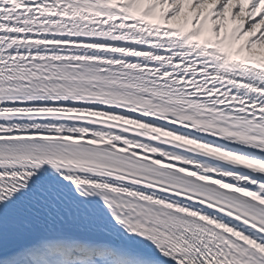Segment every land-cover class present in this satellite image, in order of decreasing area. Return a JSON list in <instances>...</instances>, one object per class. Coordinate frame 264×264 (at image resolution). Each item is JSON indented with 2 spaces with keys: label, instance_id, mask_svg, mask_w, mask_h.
<instances>
[{
  "label": "snow or ice",
  "instance_id": "obj_1",
  "mask_svg": "<svg viewBox=\"0 0 264 264\" xmlns=\"http://www.w3.org/2000/svg\"><path fill=\"white\" fill-rule=\"evenodd\" d=\"M0 264H264V0H0Z\"/></svg>",
  "mask_w": 264,
  "mask_h": 264
}]
</instances>
